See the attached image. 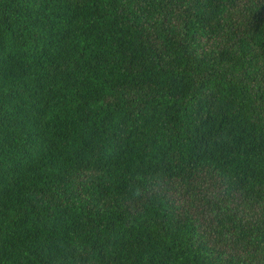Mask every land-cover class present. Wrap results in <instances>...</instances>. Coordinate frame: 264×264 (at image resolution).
I'll list each match as a JSON object with an SVG mask.
<instances>
[{
    "label": "trees",
    "instance_id": "obj_1",
    "mask_svg": "<svg viewBox=\"0 0 264 264\" xmlns=\"http://www.w3.org/2000/svg\"><path fill=\"white\" fill-rule=\"evenodd\" d=\"M0 264H264V0H0Z\"/></svg>",
    "mask_w": 264,
    "mask_h": 264
}]
</instances>
